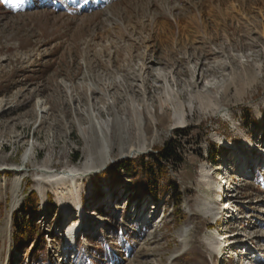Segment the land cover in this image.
Masks as SVG:
<instances>
[{
    "label": "rangeland",
    "instance_id": "obj_1",
    "mask_svg": "<svg viewBox=\"0 0 264 264\" xmlns=\"http://www.w3.org/2000/svg\"><path fill=\"white\" fill-rule=\"evenodd\" d=\"M165 144L175 190L112 182ZM0 209V264H264V0H0Z\"/></svg>",
    "mask_w": 264,
    "mask_h": 264
},
{
    "label": "trees",
    "instance_id": "obj_2",
    "mask_svg": "<svg viewBox=\"0 0 264 264\" xmlns=\"http://www.w3.org/2000/svg\"><path fill=\"white\" fill-rule=\"evenodd\" d=\"M250 113V111H248ZM251 116V114H250ZM252 117V116H251ZM254 121V119H252ZM179 162L177 160L173 148L169 144H165L163 147L158 149L157 153H150L147 156H138L134 159L131 160H123L118 163H115L110 167L109 173L112 182L118 181L120 177L121 171H124L127 175H130L133 180H140L141 184L139 186H135V193H147L151 194L152 191L150 190V182L149 180L151 177L155 176L156 180V185L159 183L160 180H165L166 181V186L165 188H170V189H176L175 187H172V182H168V176H167V170H166V163L168 162ZM181 193H177V197L173 198L174 205L179 206L181 198H180ZM37 205V196L33 191H28L27 196L25 198L24 204L22 206V210L24 212H34L35 207ZM1 209H0V217H1ZM13 226L16 228L17 227V221L15 220V223ZM32 223L27 225L25 227L28 231V233L31 235L32 232ZM25 229V230H26ZM115 230V229H114ZM116 231V230H115ZM13 243L15 246L19 245V240L15 237H13ZM40 239L41 244L44 243V238L43 235H39L38 237ZM41 248V247H40ZM38 250V249H37ZM35 249H32L30 254L33 256V264H40L41 262H46V255L45 252L42 249H39L38 251ZM104 252L105 250L102 249ZM95 251L91 255L93 257H100V258H107L108 255L102 253L101 249L100 250H93ZM96 253V254H95ZM96 259V258H94Z\"/></svg>",
    "mask_w": 264,
    "mask_h": 264
},
{
    "label": "bare ground",
    "instance_id": "obj_3",
    "mask_svg": "<svg viewBox=\"0 0 264 264\" xmlns=\"http://www.w3.org/2000/svg\"><path fill=\"white\" fill-rule=\"evenodd\" d=\"M213 25V24H212ZM218 26V25H217ZM104 161L102 162V165H103ZM67 180V182H61V181H65ZM61 182V183H60ZM53 184L50 183V186L52 187ZM54 188H51L55 191L56 193V202L57 204L61 205L62 207H67L65 204L61 203V201L63 199H61V195L62 196H65L67 195V197H69V199H71V201H74V199L76 198L77 196V191H78V184H76V180L74 179V177H70V176H60L58 178H56L54 180V185H53ZM18 188V189H17ZM20 190L19 187H16V191ZM216 191V190H215ZM19 193V192H18ZM16 202H13V204H15ZM66 211V210H65ZM79 213H81V208L79 206V204L77 205V213L74 214V218L75 220H77V225H76V222L72 224V226H69L66 230L63 229L64 228V225L67 226V223L66 221H64L62 224V228L61 230L63 231V233L66 234V237H65V241H69L73 236V234H75L76 232H78L79 230H83L84 228L82 227V224H81V221H80V218L81 216H78ZM64 220H67V218H65ZM81 224V227L78 226V224ZM65 236V235H64ZM221 236V235H220ZM221 238L219 236H215V237H212V241L215 242L216 240L219 241ZM73 242H69L68 244H70ZM67 244V245H68ZM212 244V243H211ZM64 247L66 248L67 245H66V242L63 244ZM211 248H213V244L210 245ZM64 248V249H65ZM215 248H213L214 250ZM64 251V257L66 256V253H65V250ZM216 251V250H214Z\"/></svg>",
    "mask_w": 264,
    "mask_h": 264
}]
</instances>
